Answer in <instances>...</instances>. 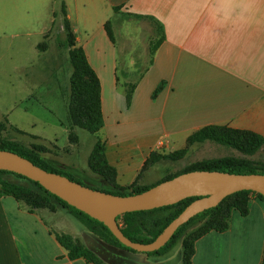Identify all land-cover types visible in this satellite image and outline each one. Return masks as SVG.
Returning a JSON list of instances; mask_svg holds the SVG:
<instances>
[{"label":"crops","instance_id":"0c3cea01","mask_svg":"<svg viewBox=\"0 0 264 264\" xmlns=\"http://www.w3.org/2000/svg\"><path fill=\"white\" fill-rule=\"evenodd\" d=\"M30 1L44 7L58 5L62 28L63 4L66 6L77 45L84 48L100 81L104 126L99 136L118 186L147 184L153 179L152 171L160 163L145 165L153 152H160L157 146L161 140L166 142V150L181 149L209 125L264 137V0ZM116 7L135 16L153 17L165 33V40L136 83L130 104L118 80L126 40L120 33L112 35L107 27ZM131 22L127 20L124 26ZM51 31H41L45 41L53 44V48L48 45L43 49L44 55L48 51L50 54L47 80L61 92L60 79L70 85L73 66L66 47V61L60 49L54 53L58 35L55 38ZM61 125L68 137L66 144L60 146L56 136L50 142L66 150L60 156L62 169L74 176L98 178L102 186L113 187L90 167L97 136L93 134L91 151L82 168L68 158L80 153L82 140L77 129L83 128L74 126L78 142L73 143L71 122ZM212 223L206 230L208 219L190 226L177 244L179 253L175 254L173 248L162 255L164 261L181 253L182 264L184 241L192 239V264L209 255L211 244L219 248L221 264H264L263 198L254 192L231 195ZM58 233H68L92 250L86 238L102 241L60 205L33 208L25 200L0 191V264H94L83 257L70 258L57 239ZM147 255L142 253L141 257L145 260Z\"/></svg>","mask_w":264,"mask_h":264},{"label":"rangeland","instance_id":"374dc122","mask_svg":"<svg viewBox=\"0 0 264 264\" xmlns=\"http://www.w3.org/2000/svg\"><path fill=\"white\" fill-rule=\"evenodd\" d=\"M54 12H57L56 16ZM59 12L58 5L44 7L30 0H0V138L17 143L28 152H40L52 166L62 169L61 157L65 155L66 150L61 151L50 140L56 136L60 146L67 142L68 137L64 135L61 123L65 125L68 120L70 121V85L69 81L66 84V79H60L61 92H59L48 82L50 54L48 51L45 58L43 49H46L48 45L53 48V44L46 42L41 34V31L52 29L51 32H54L55 38L58 35L57 42L54 43V53L60 49L61 57L66 61V33L61 26ZM53 19H56L55 23ZM127 20L134 22L124 26ZM107 27L112 35L120 33L126 40L125 52L120 62V78L122 84L126 83L128 87H131V83L137 81L151 63L154 44L159 38L158 25L149 17H139L117 9L114 19ZM77 134L82 140L79 147L80 153L69 157L68 161L75 160L78 166L84 168L91 151L90 144L95 137L89 131L80 128L77 129ZM231 134L241 145H249L250 138L246 134ZM165 147H167L166 142L161 140L157 146L160 152L156 151V153L164 155L182 152L181 157L177 160H158L156 163L160 164L152 171L153 179L149 183L136 182L124 186L122 190L134 192L176 173L191 169L200 162L216 158H246L254 162L264 161V145L254 153H249L240 148L199 138L196 134L189 140L186 147L173 151L170 148L166 150ZM76 177L84 185L92 188L110 189V187L102 186L98 178L84 175ZM22 182L34 190L36 198L43 196L47 198L46 205H59L54 197L46 195L31 182L26 180ZM166 216L165 211L146 213L138 218L139 225L145 230L154 231L161 226ZM201 220L193 222L191 226ZM75 224L80 225L79 221ZM94 240L95 242H92L91 239L86 238L88 245L104 261V264L181 263V253L166 261L162 257L173 248L175 254L179 253L177 244L180 238L163 254L147 255L148 260L141 257V252H132L103 240L98 241L97 238ZM209 251L205 259L198 260L199 264H221L219 248L211 244Z\"/></svg>","mask_w":264,"mask_h":264},{"label":"trees","instance_id":"16d2710c","mask_svg":"<svg viewBox=\"0 0 264 264\" xmlns=\"http://www.w3.org/2000/svg\"><path fill=\"white\" fill-rule=\"evenodd\" d=\"M118 8L116 7L115 10ZM62 13L64 15L63 20V30L66 33V48L68 49V55L73 66V73L70 78V88H71V105H70V121H71V131H70V139L72 142H78V136L73 131L74 126L81 127L90 133L97 136V141L94 145L90 156V167L91 169L106 177V179L113 185L110 189L103 188L100 190L110 192L113 194L119 195H129L134 193L143 192L150 187L164 181L171 179L181 173L194 171V170H220L231 173H261L264 174V161L254 162L252 160L246 158H224V159H212L209 161H204L196 164L193 168L176 173L170 177H167L153 185L146 186L142 189H138L134 192H126L122 190L123 187L118 186L115 183V169L110 166L104 156V143L99 136L101 129L104 126V114L102 110V100H101V86L100 81L96 72L91 67L86 52L82 46H78L76 42V37L72 31V27L70 21L67 17V10L65 4H63ZM139 17H148L144 15H137ZM152 19L159 28V38L154 44L153 54L156 49L161 45V43L165 40V33L163 25L153 17H149ZM143 76V73L138 77L137 81ZM120 77V76H119ZM118 77V80L121 79ZM131 83V87L129 85L122 84L124 92L127 97L128 104H130L133 91L135 89L136 83ZM161 86L155 91L154 95H156ZM231 133L238 134H246L249 136V145L244 146L241 145ZM196 136L203 139H208L214 141L216 143L240 148L243 151H248L249 153H254L260 147L264 145V137L248 131L235 130L228 128L226 126H215L209 125L201 128ZM0 149H6L14 151L31 161H33L38 166L52 172H57L63 175L68 176L69 178L76 180L82 183L76 176L67 170L56 168L52 166L42 155L40 152H28L22 146L9 141L7 139L0 138ZM182 152H173L170 154H158L153 152L151 154L150 159L146 162L145 167H149L150 165L155 164L160 159L167 160H177ZM11 177L15 178L12 179ZM23 180L29 181L38 187L41 191H43L46 195L50 197H54L59 205L63 208L67 209L70 213H72L75 217H77L80 221H82L92 232L97 234L104 242L109 243L111 245L127 249L132 252H137L132 248H129L122 244L119 239L111 232V230L101 221L91 217L85 212L77 209L74 206H71L65 200L59 198L58 196L52 194L48 190H46L39 182L33 181L28 177L18 174L8 170H0V191L4 194H12L23 200H25L29 205L33 208L39 207H54V205H46L47 198L40 197L36 198L34 196V190L28 188L23 184ZM84 184V183H82ZM121 187V188H120ZM250 192L256 193L259 197L264 199V196L260 193L251 190H243L236 192L232 195H241L247 194ZM231 195L227 196L218 206L207 209L196 216L192 217L188 222L180 226L172 238L167 242L165 246L160 248L159 250L148 252L146 254H163L168 251L171 247H173V243L177 241V239L181 238L185 231L191 226V224L200 219H208V224L206 229H210L212 227V218H214L221 209L222 204L225 200L228 199ZM198 197H188L185 198L175 204L167 205L159 208H155L152 210H143V211H134L128 212L118 216V222L120 227L122 228L124 234L132 239L133 241L149 243L154 241L157 236L164 230V228L174 219L176 218L191 202L196 200ZM157 211H165L167 212L166 218L161 223V226L158 227L154 231L145 230L139 225L138 218L142 215L150 212ZM184 230V231H183ZM181 233V235H180ZM179 236V237H178ZM57 239L59 242L69 251L70 258H80L83 257L89 262L94 264H104V261L88 246L85 244L79 243L74 240L73 236L68 233H58ZM184 260L182 264H192V257L195 253V248L193 245L192 239H187L184 241Z\"/></svg>","mask_w":264,"mask_h":264},{"label":"water","instance_id":"95a60500","mask_svg":"<svg viewBox=\"0 0 264 264\" xmlns=\"http://www.w3.org/2000/svg\"><path fill=\"white\" fill-rule=\"evenodd\" d=\"M0 170L22 174L39 182L46 190L71 206L103 222L122 244L142 253L159 250L169 242L180 226L197 214L218 206L229 195L251 190L264 196V174L261 173L194 170L164 180L143 192L119 195L92 188L66 175L48 171L11 150L0 149ZM194 196L198 198L149 243L133 241L127 237L117 219L128 212L152 210Z\"/></svg>","mask_w":264,"mask_h":264},{"label":"built area","instance_id":"2783aa9c","mask_svg":"<svg viewBox=\"0 0 264 264\" xmlns=\"http://www.w3.org/2000/svg\"><path fill=\"white\" fill-rule=\"evenodd\" d=\"M161 144H162V142H161Z\"/></svg>","mask_w":264,"mask_h":264}]
</instances>
